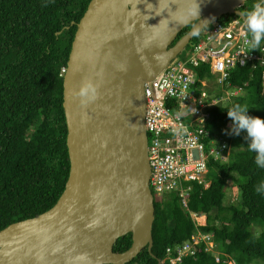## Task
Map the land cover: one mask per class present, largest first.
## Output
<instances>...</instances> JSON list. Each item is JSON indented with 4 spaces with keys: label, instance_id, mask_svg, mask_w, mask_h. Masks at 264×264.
<instances>
[{
    "label": "water",
    "instance_id": "95a60500",
    "mask_svg": "<svg viewBox=\"0 0 264 264\" xmlns=\"http://www.w3.org/2000/svg\"><path fill=\"white\" fill-rule=\"evenodd\" d=\"M246 1L202 0L201 19L214 18L213 26L225 15L243 19ZM184 7L185 0L89 2L62 75L65 189L49 210L0 231V264H126L145 248L151 252L144 86L192 43L193 25L178 38L191 24L176 21ZM88 83L92 99L91 90L80 95ZM128 233L130 247L114 251Z\"/></svg>",
    "mask_w": 264,
    "mask_h": 264
},
{
    "label": "trees",
    "instance_id": "16d2710c",
    "mask_svg": "<svg viewBox=\"0 0 264 264\" xmlns=\"http://www.w3.org/2000/svg\"><path fill=\"white\" fill-rule=\"evenodd\" d=\"M90 1L0 0V231L49 210L65 189L70 160L61 71L67 67L77 23ZM257 4L264 6V0H247L244 12ZM234 17L225 15L221 20ZM197 70L200 78L209 73L206 65ZM229 82L242 87V93L211 107L206 125L209 140L222 137L231 146L228 160H210L208 188L197 182L184 184L191 186L188 209L175 193L154 194L152 250L145 248L126 264H158V260L169 264L167 247L182 243L197 230L191 212L207 216L206 225L198 229L214 234L221 261L216 262L201 245L194 257L179 264H226L222 260L227 257L236 264L264 262V194L256 192L264 182V169L257 167L243 134L225 135L232 127L226 110L234 104H246L250 115L264 118L263 70L235 68ZM222 90L208 88L217 96L224 94ZM229 182L240 188L236 203L226 202ZM131 243L128 233L117 239L114 251L122 252Z\"/></svg>",
    "mask_w": 264,
    "mask_h": 264
},
{
    "label": "built area",
    "instance_id": "2783aa9c",
    "mask_svg": "<svg viewBox=\"0 0 264 264\" xmlns=\"http://www.w3.org/2000/svg\"><path fill=\"white\" fill-rule=\"evenodd\" d=\"M248 39L250 33L244 19L218 22L191 45L187 57L174 60L145 84L149 186L156 195L175 191L186 205L191 186L184 184L197 182L207 188V163L228 159L227 141L222 137L208 139L209 109L241 94L243 88H230L222 96L209 94L208 88H212V83L221 88L229 86L230 73L235 68H264V48L247 54ZM203 65L209 73L200 78L197 69ZM64 72L65 68L61 74ZM192 219L197 227L205 224V217L201 215L193 214ZM211 240L212 235L197 228L189 240L166 249L169 263H181L185 256H194L201 244L212 247ZM216 261L220 259L216 257Z\"/></svg>",
    "mask_w": 264,
    "mask_h": 264
},
{
    "label": "clouds",
    "instance_id": "9594fccd",
    "mask_svg": "<svg viewBox=\"0 0 264 264\" xmlns=\"http://www.w3.org/2000/svg\"><path fill=\"white\" fill-rule=\"evenodd\" d=\"M201 3H202V0H185L184 9L182 11H180L176 16L177 23H179V24H190L191 23L193 25V31L191 32V35L194 37L199 36L200 34L202 37V35L207 31V29L210 28L211 26H213V25H211V22L214 18L210 17V18L201 19ZM239 15H241L243 17L244 23L247 27V30L250 33V39L246 40L247 49H248L247 54L252 52V51H260L261 52V49L264 48V6L257 4L250 11L239 13ZM221 18L218 20V22L228 21V20H221ZM237 18L243 20L239 16H235L233 19H237ZM230 20H232V19H230ZM206 27H208V28H206ZM204 29H205V32L201 33L202 30H204ZM193 43L194 42H192L190 44V47ZM258 68H261V67H258ZM250 69H252V68H250ZM262 70H263V75H264V68H262ZM218 87L221 88L220 86H218ZM224 87H226V90H229L230 88L234 89V87H232L231 83L229 86L226 85ZM90 90L92 91L93 95L89 98L92 99V98H94L95 89L92 87V85L90 83L86 84L81 89L80 95L81 96H87ZM242 91L240 93H242ZM249 109L250 108L246 104L237 103V104H234L232 107H230L229 109L226 110L228 118L232 121V127H231L230 131L225 130V135L240 136L241 134H243L244 139L247 142L248 150L250 152L255 153V163H256L257 167L264 169V118L250 115ZM230 151H231V146H230ZM227 160H223L220 162H226ZM208 163H207V166H208ZM208 171H209V168H208ZM207 174H208V172L206 173V180H207ZM207 181H208L209 186H210V183H211L210 180H207ZM192 183H195V182H192ZM199 185H202L203 188L206 189L204 187V184H199ZM256 192L260 193V194H264V182L260 183L256 187ZM152 193H153V195L155 194L154 192H152ZM170 193L177 194L179 196V198L181 199V203H182L183 207L188 209V198L186 201L187 204L184 205L182 198L180 197L178 192L171 191L168 193H164V194L160 195L159 197H166V195H169ZM193 214H196L199 216L201 215V216L205 217V224L204 225H206L207 216L205 214H198V213L191 212L190 213L191 219H192ZM193 222H194V220H193ZM204 225H202V226H204ZM198 227H200V226H198ZM203 233H205V232H203ZM205 234L212 235L211 242L213 243V246L209 248V245L208 246H206V244H201V245H204L206 252H209L214 256L215 261H216V257H218L221 261V258H220L221 253L216 248V242L214 241V234L213 233H205ZM189 239H187V240H189ZM187 240L183 241L180 244H176V245H181L184 242H186ZM176 245H174V246H176ZM166 256H167V253H166ZM189 256H185V257H189ZM194 256H191V257H194ZM167 259H168V256H167ZM220 261H216V262H220ZM222 262H224L226 264H229V263L236 264L233 261V259H231L229 257H227L226 259L224 258L222 260ZM177 264H179V263H177Z\"/></svg>",
    "mask_w": 264,
    "mask_h": 264
},
{
    "label": "rangeland",
    "instance_id": "374dc122",
    "mask_svg": "<svg viewBox=\"0 0 264 264\" xmlns=\"http://www.w3.org/2000/svg\"><path fill=\"white\" fill-rule=\"evenodd\" d=\"M189 46H187L186 49L184 51H182L177 56V58L175 60H180V59H183V58L187 57L189 55ZM211 87H212L214 92L221 91V89L218 86H216L214 83L211 84ZM238 95H240V94H238ZM228 102H231V101L228 100ZM185 119L187 121L190 120L189 116H185ZM239 196H240V188L237 185L232 184V182H229V187L227 189L226 202L227 203H231V202L236 203L240 199ZM255 231L258 232V229H255ZM256 261H257L256 264H264L263 261H259V260H256Z\"/></svg>",
    "mask_w": 264,
    "mask_h": 264
},
{
    "label": "flooded vegetation",
    "instance_id": "af4514ba",
    "mask_svg": "<svg viewBox=\"0 0 264 264\" xmlns=\"http://www.w3.org/2000/svg\"><path fill=\"white\" fill-rule=\"evenodd\" d=\"M247 2V1H246ZM245 2V3H246ZM245 3L241 6V8H240V10L242 11V12H244L245 10H246V7H244V5H245Z\"/></svg>",
    "mask_w": 264,
    "mask_h": 264
},
{
    "label": "bare ground",
    "instance_id": "6f19581e",
    "mask_svg": "<svg viewBox=\"0 0 264 264\" xmlns=\"http://www.w3.org/2000/svg\"><path fill=\"white\" fill-rule=\"evenodd\" d=\"M201 75V74H200Z\"/></svg>",
    "mask_w": 264,
    "mask_h": 264
}]
</instances>
